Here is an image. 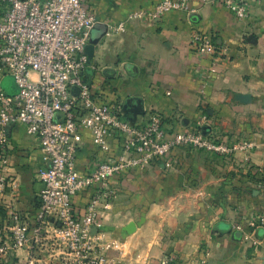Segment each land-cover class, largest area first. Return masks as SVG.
<instances>
[{
  "label": "crops",
  "instance_id": "obj_1",
  "mask_svg": "<svg viewBox=\"0 0 264 264\" xmlns=\"http://www.w3.org/2000/svg\"><path fill=\"white\" fill-rule=\"evenodd\" d=\"M85 1L96 24L107 26L106 34L92 39L85 74L100 103L117 105L124 120L139 125L156 112L168 133L191 129L204 112L211 138L249 146L227 156L175 148L165 160L126 170L110 181L117 198L103 228L121 240L127 259L136 262V256L147 253L157 264L172 253L177 264H264L260 256L255 263L252 250L233 230L264 213V182L254 180L264 178V0H254L246 19L190 0L192 13L131 20L119 34L110 27L138 9H152L159 0ZM196 31L226 49L203 93L211 60L196 54L191 44ZM79 133L76 166L81 173L97 162H113L121 153L116 138L104 150L93 145L88 131ZM8 138L7 171L16 187L0 194V215L12 207L32 213L39 187L38 143L19 125L8 127ZM92 192L76 203L87 201ZM130 223L135 230L128 234ZM261 229L256 236L264 258Z\"/></svg>",
  "mask_w": 264,
  "mask_h": 264
},
{
  "label": "built area",
  "instance_id": "obj_2",
  "mask_svg": "<svg viewBox=\"0 0 264 264\" xmlns=\"http://www.w3.org/2000/svg\"><path fill=\"white\" fill-rule=\"evenodd\" d=\"M190 0H159L111 26L123 33L131 20H159L171 11L192 13ZM218 5L238 19L249 16L254 0H199ZM97 23L85 0H0V194L16 187L8 175V127L19 125L38 143L37 206L32 213L14 207L0 215V264H151L149 254L127 259L124 244L103 224L117 198L110 186L126 170L165 160L175 148L206 150L222 156L249 149L229 146L209 136V117L201 113L191 129L168 133L161 116L150 112L143 124L121 117L115 104L100 103L86 79L85 52ZM199 58L211 60L200 92L217 73L216 61L226 49L201 32L191 35ZM13 80L16 92L2 88ZM80 130L93 145L107 150L116 138L121 153L113 162H97L81 173L76 158ZM261 172V171H260ZM93 190L89 199L76 203ZM264 227V213L249 226ZM238 230H242L238 226ZM157 264H177L166 254Z\"/></svg>",
  "mask_w": 264,
  "mask_h": 264
},
{
  "label": "rangeland",
  "instance_id": "obj_3",
  "mask_svg": "<svg viewBox=\"0 0 264 264\" xmlns=\"http://www.w3.org/2000/svg\"><path fill=\"white\" fill-rule=\"evenodd\" d=\"M3 85L6 84L7 81H5V79L2 81ZM8 85H6V89L8 92L15 93L16 92V87L14 86V83L11 84V82H7ZM5 86V85H4ZM3 89H5L2 86ZM240 224H237L233 227L234 233L240 237V241H244L245 244H247V249L252 250V256H255V263L257 261V258L260 256L261 258H259V260L264 261V258L262 257L263 255H261V250H259V246L261 245L260 240L258 239V237L256 236V234L262 230L260 227H258V225H255L254 227L252 226H247L245 228L242 229L241 226H239ZM238 226L241 227L242 230H238ZM263 252V251H262ZM205 254H207L205 252ZM236 261V260H235ZM200 264H205V261L202 260L200 262Z\"/></svg>",
  "mask_w": 264,
  "mask_h": 264
},
{
  "label": "water",
  "instance_id": "obj_4",
  "mask_svg": "<svg viewBox=\"0 0 264 264\" xmlns=\"http://www.w3.org/2000/svg\"><path fill=\"white\" fill-rule=\"evenodd\" d=\"M107 33V26L104 25V24H95L91 30V38L89 40V43L88 45L85 47V52L88 56V59L90 58V56L93 54V46L91 45V42H92V39L93 40H97L99 39V37H101L102 35L106 34ZM5 81L7 82H11V84H13V80L10 79V78H6ZM6 82V84L3 85V82H2V86L5 88V90L7 91L6 89V85H8V83ZM8 94H11L10 92L7 91ZM135 230V224L133 223H130L127 225V227L125 228V231L128 233V234H131L133 233Z\"/></svg>",
  "mask_w": 264,
  "mask_h": 264
},
{
  "label": "trees",
  "instance_id": "obj_5",
  "mask_svg": "<svg viewBox=\"0 0 264 264\" xmlns=\"http://www.w3.org/2000/svg\"><path fill=\"white\" fill-rule=\"evenodd\" d=\"M253 178H254V177H253ZM254 180H256V182H258V181H259V182H264V178H262V179H255V178H254Z\"/></svg>",
  "mask_w": 264,
  "mask_h": 264
}]
</instances>
